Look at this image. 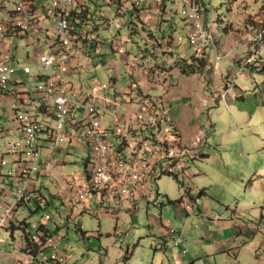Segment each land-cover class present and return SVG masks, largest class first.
<instances>
[{
    "label": "rangeland",
    "instance_id": "rangeland-1",
    "mask_svg": "<svg viewBox=\"0 0 264 264\" xmlns=\"http://www.w3.org/2000/svg\"><path fill=\"white\" fill-rule=\"evenodd\" d=\"M189 2L201 7L204 19L210 23L217 40H221L217 51L222 56L218 57L212 47V64L189 76L174 70L175 61L171 65H159L166 74L174 71L173 76L167 88L154 87L151 93L161 101L164 99L165 109L170 110L171 115L182 116L185 121L179 119L188 137L193 133L194 138L203 134L201 152L195 151L192 156L207 157L202 165L213 186L210 187L207 178L194 179L188 169L191 180L162 175L153 184L154 191L149 193L144 189L146 197L135 203L101 207L95 199L89 198L82 206H73L78 191H65L66 177L84 174L90 152L77 148L66 150L62 148L65 142H58L60 150L70 154L69 163L60 164V157L66 154L56 155L58 171L41 177L38 184L45 197L44 208L24 207L17 212V217L27 218L30 231L35 232L33 224L47 214L51 216L44 222L63 242L61 252L66 260L62 264H173L180 249L181 264H264V43L257 47L263 58L262 64L257 63L259 69L251 66L248 70V66L241 64L248 54L243 50L250 46L247 36L264 29V0ZM88 6L93 22L100 25L97 43L102 50L101 54H92L95 66L88 67L89 58L80 55L72 63L74 71L87 86L94 77L109 81L117 76L115 90L125 92L132 82L125 60L129 52L137 55L139 47L146 52L150 43L145 41L156 43L154 35L152 38L146 32L152 26L138 20L129 5L122 7L116 2L93 0ZM168 7L178 10L174 3H169ZM176 17L179 19L180 15ZM186 32L182 28L178 32L177 36L185 39L174 48V53L176 56L185 53L190 59L194 49L189 45ZM143 33H147L146 37ZM120 34L129 38L127 56L115 51ZM27 41H18L21 49ZM156 46L161 45L156 43ZM163 53L168 60L176 58L167 51ZM19 55L24 63L25 51H20ZM39 70L33 69L31 74L18 71L12 79L21 80L20 83L26 84L25 90L35 94V76ZM97 105L103 111V103ZM19 109L24 110V106L19 104ZM128 111L127 107L119 106L114 114L124 115ZM1 112V120H14V114L6 116ZM102 118L109 124L112 115L107 113ZM3 140L0 137V141ZM57 145L50 148L54 150ZM0 156L5 158L3 172L15 175L14 158L3 145H0ZM195 180L201 181L196 183ZM193 181L200 189L205 184L206 193L194 190L190 201L189 186H193ZM215 213L220 215L219 220L213 219ZM165 237L169 240L167 250L162 249ZM23 244L21 231H15L12 236L11 231L0 228V264H12L14 258L24 260ZM65 244H68L66 250ZM128 250L130 256L126 260ZM52 251L47 248L35 263L59 264L50 260ZM9 255L13 257L11 262ZM15 264L22 263L16 261Z\"/></svg>",
    "mask_w": 264,
    "mask_h": 264
},
{
    "label": "built area",
    "instance_id": "built-area-1",
    "mask_svg": "<svg viewBox=\"0 0 264 264\" xmlns=\"http://www.w3.org/2000/svg\"><path fill=\"white\" fill-rule=\"evenodd\" d=\"M107 1L109 4L114 2ZM118 1L122 7L129 5L144 11L152 0ZM153 1L176 4L181 9L186 38L195 56L201 58L210 52L211 57V49H216L218 40L197 3L189 0ZM92 2L9 0L0 5V104L2 97H13L11 109L15 121L21 125L20 136L6 141L4 145L13 156L17 170L15 175L6 176L7 192L2 199L0 196V228L10 225L19 206L31 207L43 200L42 196L34 197L32 191L35 177L44 163L41 144L44 134H51L55 140L65 138L70 145L85 147L90 151L87 172L77 189L78 196L73 206H82L89 198L95 199V203L101 207L125 206L145 198L144 189L153 192V184L162 175L186 178L194 149L185 143L160 98L152 95L151 91L142 90L135 82L128 91L114 89L111 92L112 80L102 81L94 77L90 89L85 92L75 89L68 79L73 61L80 55L84 56L90 44L97 41L94 33L100 25L92 22L93 15L88 6ZM142 20L146 24L151 23L154 14L144 12ZM17 38L31 40L39 48V65L46 69L47 74L35 78V91L42 104L39 108L54 118L53 128L48 122L34 119V107L39 104L32 102L25 112L19 109L18 87L9 78L16 68L11 65V54L3 51L8 40ZM175 39L180 45L185 37ZM128 43L129 38L120 36L115 51L127 56ZM249 43V53L242 63L251 67L257 65L260 55L257 47L264 43V29L250 35ZM95 52L100 54L99 46ZM179 56L184 57V53ZM126 66L133 76L145 70L135 57L128 60ZM32 68L27 65L23 70L30 74ZM163 76V73L155 72L151 84L157 87L165 84L168 78L165 81ZM98 101L103 103V111L98 107ZM119 106L127 107L128 113L115 115ZM107 113L112 115L109 124H105L102 118ZM49 218L51 216L47 214L41 221ZM213 219L219 220L220 215L215 213ZM33 226L38 227V223ZM33 238L38 240L39 235L34 232ZM62 244L55 234L48 239V247L53 250L50 259L59 263L66 260L61 252ZM67 248L68 244H65L64 249Z\"/></svg>",
    "mask_w": 264,
    "mask_h": 264
},
{
    "label": "crops",
    "instance_id": "crops-1",
    "mask_svg": "<svg viewBox=\"0 0 264 264\" xmlns=\"http://www.w3.org/2000/svg\"><path fill=\"white\" fill-rule=\"evenodd\" d=\"M4 1H9V0H0V5ZM156 3L157 2L153 1V0L149 2L147 9L142 11L139 14L141 19H142V15L144 14V12L153 13L154 14V20L151 23H147V25L152 26L151 30H154L156 32L160 28V30L166 32L167 35H170V34H172V32H174L173 37L178 38L177 34H178V32L180 31L181 28L186 31V24H185L184 20L181 17L179 19H177V17H176V16H179V9L178 10L169 9L168 4L170 2H163V4H160V3L156 4ZM160 5H163V6L160 7ZM157 22L159 23V25H157ZM99 29H100V26H99ZM99 29H98V27H96L95 28V33H94L95 36L97 37V40H98L97 33H98ZM146 35H147V33H143V37H146ZM120 36H121V34H120ZM156 36L158 38H160L159 37L160 33L156 32ZM248 38H249V36H247V40H248ZM20 40H25V39H20V38L18 39L17 38V39H14L13 41L10 40V41H8L5 44L4 49H3V51L5 50L6 52H9L11 54V56H12L11 65L16 68V71L11 73L10 76H9L10 81L12 83L16 84L17 87H18V92L17 93H18L19 97H17V96L16 97L21 101L20 105L24 106V110H22V111L25 112L26 108H27V105H31L32 102H34L36 104H39L37 107H34V111H33L34 119H36L38 121H41V122H48L49 125L53 128L54 118H53V116L46 114L45 111H43L42 109L39 108V106H41L42 104H40V96L36 93V91H35V94H33L32 92H29V91H27V89L25 90V88H27V87H26V84L24 82L20 83L21 80L12 79V75L13 74H16L18 71L24 72L23 67H25L27 65L31 66V64L33 65L31 73H32L33 69H38V70L40 69L41 70V72L39 70V72L37 73L35 78L39 77V76H45L47 74L46 69H44L43 67H41L39 65V52H40L39 48L31 40L26 39V40H28L27 41L28 43L26 45H24L22 47V49H21V47L19 46V43H18V41H20ZM219 41L221 42V40L217 41V46H216V49H215L216 50V55L219 53L217 51V49L220 48ZM96 42L97 41L92 42L90 44L91 45L90 49H87L84 52L85 53L84 56H86L90 60V62L88 64V67L96 65L95 58H92V54L95 52V50L97 49L98 46H101L99 43H96ZM145 42H146V44L150 43L149 44L150 46L148 45L149 49L148 48L145 49V50H147L146 52H144L143 48L139 47V50H138L139 52H138L137 55L134 54L133 52H129L130 56H129V58H127L125 60L127 62L128 60H130V59L135 57L137 60L140 61L141 65H143V67L145 69V70L142 71V73L140 75L134 76V78L132 79L131 84L133 82H135L136 85L138 87H140L144 91L145 90L146 91H152L154 89V87L163 90L164 88L168 87V84L170 83V77L173 76V72L174 71H171L170 73L166 74V72L164 71L165 69H163V68L161 69L158 66L159 65L163 66V64H165V63H168L169 65H171L174 62V60H168L166 56H163V54H164L163 52H166L167 50L163 49L162 47L161 48H159V47L157 48L156 43L154 41L147 40ZM245 45H246V43H245ZM28 46H30V47H28ZM157 49H159V50H157ZM22 50L25 51V56H24L25 57V59H24L25 62L24 63H23L22 57L19 55L20 51H22ZM101 50H102V46H101V49H100V54H101ZM249 50H250V46H249V48H247V50L246 49L243 50L245 55L247 53H249ZM1 51H2V49H0V52ZM169 51H174V49L173 50L170 49L167 52H169ZM140 53H142L141 56H139ZM33 54H34L35 57H32ZM180 54H182V53L180 52L179 55ZM182 58L188 59V57H187V55L185 53H184V57H182ZM100 61L102 62L103 60L101 59ZM155 64H157V65H155ZM241 64H243V63H241ZM72 67H73V65H72ZM78 67H79V65H78ZM157 69H161V71H159V70L158 71L164 74L165 81H166V78H168L167 82L165 84L162 83L161 86H159V87L153 86V84H151V81H152L153 77H155V72H157ZM174 70H177V69H174ZM68 79L71 81L72 86L75 89H79V90H82V91H85V92L90 89L91 82L88 83V86L84 85L82 80H81V78L79 79L77 77V73H75L74 68L72 69V72L69 75ZM110 80H112V83H113V86H114L113 89H115L116 88L115 86L117 85V82H118V77L114 76ZM163 82H164V80H163ZM117 91H119V90H117ZM126 91H128V90H126ZM12 98L13 97H9V96L2 97V103L0 104V110L2 111L1 113L3 115H6V116L9 115V114L13 115L14 112H12V110H11ZM162 101L164 103V99H162ZM97 103H99V101ZM188 104L189 103H187L186 105H188ZM189 106H192V105L189 104ZM164 108H165V106H164ZM166 112H167V115L172 119V121L175 124L176 128L182 134V136H183V138L185 140V143H188V145H190L192 147V149H194L193 155H194L195 151L201 152L202 147H200V146L203 145V143L201 144V142H202L201 139H204V138H202L203 134H197L196 137L194 138V136H193L194 133H193L192 136L188 137L186 135V132L183 131V127L185 125L180 120L182 118V116H181V118L179 116H177V115L173 116V114L171 115V111L170 110H166ZM20 133H21V125H20V123H18V121H15V119H14V120H12L10 122H7V121L1 120V118H0V137L2 139H5L3 141H0V145L4 146L6 141L19 137ZM60 141H64L65 142V146L62 147V148L66 149V150L67 149L69 150L71 148H77V149H83V150H86V151L90 152L85 147H79V146L76 147V146L70 145L69 142L65 138H60L58 140H55V139L52 138L51 134L42 135L41 136V144H42V147H43V149H42V155L43 156L42 157H43V162L44 163L41 166V169L39 170V173L35 177L36 183H35V187H34V189L32 191V195L34 197H38V195L42 196V193L40 192L41 190L38 188V184H39L40 178L44 177V176L54 175L55 171H58L57 164H59V162H58V160L55 159L56 155H61V154L64 155V154H66L65 157H60V158H62V161L60 162V164L63 165V164H68L69 163L70 154H67V153L63 152L62 150H60L61 147L58 146L59 145L58 142H60ZM51 145H57V147L53 150V149L50 148ZM198 156L199 155H196L195 157L192 158V162H191L192 164L189 166V169H190L189 174L193 175L194 179L207 178L208 181H209L210 187H212L213 186L212 185L213 182L209 178L207 173L204 171V165H202L204 160L207 157H198ZM87 160H86V165L88 166ZM0 162H1V166H0V193H1V199H2L3 195L7 192L8 178L6 176H8V174H5L3 172V170H2L3 167H4L3 164L5 163V158L0 156ZM85 171H86V167H85ZM84 176H85V172H84V174H82V175H80L78 177H77V175H75L73 177H71V176L66 177V183H65V187H64L65 191L66 192H70V189H73V191L78 189V187H79V185L81 183V180H82V178ZM186 179H190L191 180L192 178L188 174H186L185 180ZM200 181L201 180L196 182V180H195L196 183H200ZM195 182L194 181L192 182L191 185H193V186H191V187L189 186V193L188 194L190 195V201L193 200V193L192 192L194 190L195 191L203 190L206 193L205 184H203V186H202L203 188L200 189V187H198L197 184H195ZM192 187H195V188H192ZM42 197H43V200L45 201V197L44 196H42ZM40 204H41L40 206L37 204L36 207L38 209L44 208L42 201L40 202ZM16 215H17V213H16ZM53 232L55 233V231H53ZM168 245H169V240L165 237V242L162 245L163 246L162 249L167 250L168 247H169ZM179 245L183 246L184 244L183 245L179 244ZM177 254L178 255H176L174 260H173V264H181V262H182L181 261V257H182L181 249L177 252ZM25 255L26 256H25L24 260H19L18 258H14V260H13L14 263H12V264H15L16 261H17V263L21 262L22 264H36L35 263V260H36L35 257L28 256L26 253H25ZM8 257H9V261L11 262V259L13 257L10 256V255ZM40 263L41 264H47L45 261H40ZM40 263L38 262L37 264H40Z\"/></svg>",
    "mask_w": 264,
    "mask_h": 264
},
{
    "label": "trees",
    "instance_id": "trees-1",
    "mask_svg": "<svg viewBox=\"0 0 264 264\" xmlns=\"http://www.w3.org/2000/svg\"><path fill=\"white\" fill-rule=\"evenodd\" d=\"M113 1L119 4V1L118 0H113ZM164 2H168V1H164ZM203 4H204V2H203ZM161 6H163V5H161ZM133 9H134L133 11L137 14L136 18L138 20L143 21L141 19L140 15H139L142 11L139 10V9H136V8H133ZM201 11H202V9H201ZM91 15H93V14H91ZM104 21H105V18H104ZM92 22H93V19H92ZM225 31L226 30H224V32ZM146 32H148V34L151 37H152V34H153L154 35L153 37H155L154 40L156 41V43L159 44V45H161L160 48L162 47L163 49H165L167 51L170 50V49L173 50L174 48H178L180 46L179 44L176 43L175 37H173L174 32H172V34H170V35H167L166 32L160 30V28H159V30H157L156 32H159L160 33V36H159L160 38H158L156 36V32L153 31V30L152 31L151 30H148V31L146 30ZM226 34H227V32H226ZM167 47H169V49H167ZM169 53L175 55L174 51H169ZM262 59L263 58L261 57V55H259V57L257 59V63L262 64V61H263ZM173 60L175 61V67H176V69L181 74L187 75V76L194 75V74H197L199 72H202V70H204L205 68L209 67L212 64V62H210L211 61L210 52H207L201 58L196 57L195 54L190 59L182 58L179 55H177L176 58L173 59ZM252 67L253 68L255 67V68H258L259 69L260 66L254 65ZM250 68L251 67H249L248 70ZM131 77H132V79L134 78L133 75ZM88 162H89V160H87V163ZM86 172H87V165H86V171H85V173ZM175 178L177 180L180 179L178 176H176ZM182 183L184 184V182H182ZM203 192H205V191H202V194H204ZM0 196H1V193H0ZM38 205L40 206L41 204H38ZM26 207H30V206H26ZM21 208H24V207L22 205L19 206V209H17L14 212L13 217L11 218L10 225L8 227L4 228V229H6L8 231H11V235L12 236H14L15 231H17V230L18 231H21L22 232V238H23V241H24V244H23V247H22V251L24 253H26L27 255L32 256V257H35V259H38L39 256L43 255L44 252H45V250L47 248H49L48 247V239L53 234H55V233L45 224V222L40 221L38 223V227H36V230H35V232L39 235V239L38 240H34V238H33L34 232H31L30 231V223L28 222L27 218L19 219L17 217V215H16V213L18 212V210H20ZM37 210H38V208H37ZM32 213H34V212H32ZM129 252L130 251L128 250L127 251V255L125 257L126 260L130 256L129 255L130 254ZM50 260H52V259H50ZM59 264H62V263H59Z\"/></svg>",
    "mask_w": 264,
    "mask_h": 264
}]
</instances>
